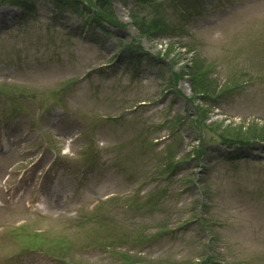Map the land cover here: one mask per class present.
<instances>
[{
	"label": "rangeland",
	"instance_id": "1",
	"mask_svg": "<svg viewBox=\"0 0 264 264\" xmlns=\"http://www.w3.org/2000/svg\"><path fill=\"white\" fill-rule=\"evenodd\" d=\"M111 1L109 9L89 0L90 11L113 21L101 28L70 2L0 3V146L7 149L0 148V264H123V251L133 260L187 264L201 248L202 219L218 231V263L264 264L263 143L227 146L219 133L249 125L240 132L264 137V0H202L185 20L183 1L196 0ZM156 7L175 29L139 35L131 12L154 17ZM181 24L190 37L180 36ZM169 41L168 60L158 54ZM118 43H139V76L129 56L116 66ZM190 59L208 66L216 89L227 88L212 105L192 94L190 76L168 85ZM200 104L210 108L206 123L220 122L217 130L188 122ZM178 114L177 127L165 123ZM196 137L207 144L200 159L186 154ZM163 224L172 233L130 238ZM22 225L38 232L21 239ZM43 230L41 245L54 243L61 257L15 254L43 241ZM60 237L73 242L61 248Z\"/></svg>",
	"mask_w": 264,
	"mask_h": 264
},
{
	"label": "trees",
	"instance_id": "2",
	"mask_svg": "<svg viewBox=\"0 0 264 264\" xmlns=\"http://www.w3.org/2000/svg\"><path fill=\"white\" fill-rule=\"evenodd\" d=\"M18 2V3H23L25 4L27 2V0H11V2ZM57 3V6H68L69 2L72 4L77 5V9L81 12H84L86 10H89V12L87 13L88 16L92 19L90 20V24H96V25H102L103 26V21L109 20L106 16L103 10H97V11H90V8H93V4L89 2V0H55ZM103 2L105 4H103V6H105L107 4V7L109 9H111V1L110 0H103ZM101 6V7H103ZM132 18H133V23L138 26V32L139 35L141 34L142 36L148 35L151 31L149 26H145L144 25V19L140 18V17H136V14L132 13ZM110 22H113L111 20H109ZM154 24L156 25V27H159L158 29H161L164 26V22H161V19L159 17H156V19L154 20ZM148 25V24H146ZM172 42L168 43V49L167 52H170V49L172 48ZM186 69H179V70H174L173 71V76L170 79V83L168 84L170 86V84L174 82H178V80L183 77V75H187L190 76L191 80L193 81V85H192V94H196L201 93V95H197L199 96V100L200 99H205L206 97L210 98V103L213 102V100H215V98H217L221 92H223V88L218 90L215 88V85L212 84V79L209 78L208 75V69L201 67V65H199V63L195 60H193L190 65H186ZM218 90V91H217ZM227 91V89L225 90ZM196 114L197 116L193 119L190 120V122L195 125L197 128H202L203 126L207 127V128H212L214 130H217L220 127V122H215V120L212 121V123L206 124L204 121L205 119L209 116V110L210 108H206L205 105H197L196 107ZM172 118V119H171ZM184 117L181 115H177L175 117H170L171 121H172V127H177L179 124H177L181 119H183ZM249 126V125H248ZM246 126V129L247 127ZM255 126V124H254ZM242 126H230V125H226L225 127H222V129L220 130V139L221 142L223 144H226L227 146H232V145H249L253 140L256 139H263V136L258 135L256 132H251L250 134L247 133H243L240 132ZM254 128V127H253ZM259 128H262V131L264 133V125H261ZM245 129V130H246ZM242 130V129H241ZM242 130V131H245ZM174 131V130H173ZM176 132V131H174ZM257 134V135H256ZM259 136L261 138H259ZM199 142L195 145H193L192 149L187 153V155L189 156L190 154H195L197 158L201 157L203 154H205V149L207 144L199 137ZM163 155L169 156V157H173L174 154L170 151H166ZM175 162L170 161L167 165L168 167L171 166H175ZM203 220V219H202ZM209 221H205L204 224H206ZM156 235V233H155ZM152 236L151 233L149 234H144L142 232H134V234L130 237L131 240L133 242H142L145 240H148L150 237ZM127 259H129V257L127 256ZM145 262V261H142Z\"/></svg>",
	"mask_w": 264,
	"mask_h": 264
}]
</instances>
